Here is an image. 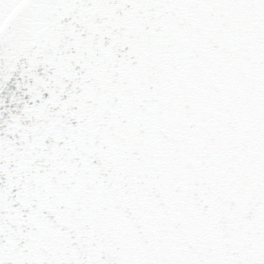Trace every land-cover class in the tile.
<instances>
[{"label":"snow or ice","instance_id":"6c2138e0","mask_svg":"<svg viewBox=\"0 0 264 264\" xmlns=\"http://www.w3.org/2000/svg\"><path fill=\"white\" fill-rule=\"evenodd\" d=\"M0 264H264V0H0Z\"/></svg>","mask_w":264,"mask_h":264}]
</instances>
